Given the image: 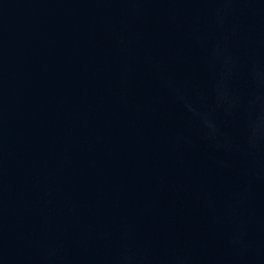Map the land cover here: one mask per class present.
Instances as JSON below:
<instances>
[{
  "label": "water",
  "instance_id": "95a60500",
  "mask_svg": "<svg viewBox=\"0 0 264 264\" xmlns=\"http://www.w3.org/2000/svg\"><path fill=\"white\" fill-rule=\"evenodd\" d=\"M0 264H264V0H0Z\"/></svg>",
  "mask_w": 264,
  "mask_h": 264
},
{
  "label": "clouds",
  "instance_id": "9594fccd",
  "mask_svg": "<svg viewBox=\"0 0 264 264\" xmlns=\"http://www.w3.org/2000/svg\"><path fill=\"white\" fill-rule=\"evenodd\" d=\"M178 94H179V93H178ZM180 95H181V99H183L182 94H180ZM187 106H188V108H189L190 111H192L193 113H196V109L193 108L190 104L187 105ZM197 115H200V114H197ZM201 119L203 120V123H204L205 125H207L208 127H213V128H214V125H212L211 122H210L206 117L201 116Z\"/></svg>",
  "mask_w": 264,
  "mask_h": 264
}]
</instances>
